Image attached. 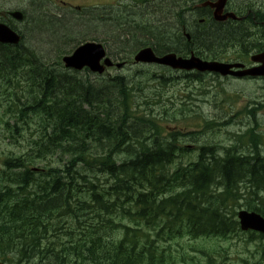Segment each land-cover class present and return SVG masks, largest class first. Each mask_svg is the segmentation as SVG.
I'll return each instance as SVG.
<instances>
[{
	"label": "trees",
	"instance_id": "16d2710c",
	"mask_svg": "<svg viewBox=\"0 0 264 264\" xmlns=\"http://www.w3.org/2000/svg\"><path fill=\"white\" fill-rule=\"evenodd\" d=\"M29 3L32 14L47 6L46 0ZM7 6L16 7L24 21L20 44L0 45V101L14 99V91L19 95L15 96L18 103L9 101L0 115V125L7 132L0 136L8 146L20 148L18 153L0 155V261L224 264L227 254L202 263L189 252L207 251L205 239L217 236L211 224L222 210L228 211V219L223 218L228 226L235 225L230 218L241 183L264 191V159L258 151L243 158L230 154V149L217 156L213 147H205L196 160L175 166V160L191 154L180 143L189 136L192 143L201 134L188 132L186 125V135L182 131L160 134L153 109L168 110L172 120L185 114V124L190 120L191 109L162 101L166 83L160 81L161 92L151 97L139 95L151 107L141 110L136 99L143 88L135 77L93 79L66 71L61 63L72 32L62 23L67 18L110 29L102 41L106 49L114 48L116 58L143 43L158 53L178 50L185 39L175 36L177 27L166 23L165 14L161 19L151 15L143 20L147 25L141 26L133 23L134 16L107 22L100 15L48 17L44 13L40 20L28 17L22 4L0 0V7ZM26 20L32 28L24 26ZM42 24L65 45L55 51L52 64L50 54L40 56L24 45L25 35L41 32ZM208 32L192 36V41L207 49L228 37L223 47L231 41L240 44L237 34L214 28ZM85 37L71 44L78 46ZM12 115L10 124L12 117L7 120V116ZM26 135L28 146L22 148ZM248 198V208L264 212V199L256 197L254 190ZM201 238L199 245L193 244Z\"/></svg>",
	"mask_w": 264,
	"mask_h": 264
},
{
	"label": "rangeland",
	"instance_id": "374dc122",
	"mask_svg": "<svg viewBox=\"0 0 264 264\" xmlns=\"http://www.w3.org/2000/svg\"><path fill=\"white\" fill-rule=\"evenodd\" d=\"M2 1H9V3L17 2L22 4L26 8V12L28 13V17L31 18V16L38 19V17H41L40 20H43L45 17L46 12L53 9L55 11H58L54 13L55 17L56 15H59V2L60 0H50L51 6L47 4L46 8L42 7V10L40 13L32 14V8L30 7V0H2ZM65 1V0H64ZM253 1V0H251ZM77 1H74L73 4H75ZM29 6V7H28ZM48 8V9H47ZM54 12V11H53ZM45 13V14H44ZM50 14V13H49ZM47 15V14H46ZM52 15V14H50ZM48 16V15H47ZM49 17V16H48ZM65 22H62L63 24H67V31L72 30L71 36L66 38V49L65 53L69 55V53L72 52V50L77 46V44L73 45L71 42L77 40L79 36H87L83 41L79 43L84 42H90L94 41L92 39H97L99 43H103L102 40H106V29L104 26H101L100 24H90V22L84 23H76L77 21L70 22V19H76V18H67ZM39 24L44 22H38ZM137 23V22H135ZM29 24V25H28ZM24 26L28 28V26L31 27L30 21L26 20ZM41 32H31L27 33L25 35L26 42L25 46L28 49H33L34 51H38L40 56L45 57L44 55H51L50 57V64L53 63L55 58V51L64 47V43L61 41H56V37H52V32L50 31L49 27H46L40 25ZM22 29L21 27L19 28ZM52 29V28H51ZM26 30V29H25ZM65 30V31H66ZM26 32H30V30H26ZM110 35V29L107 31ZM81 34V35H80ZM103 35V36H101ZM67 37V36H66ZM57 42V45L55 43ZM138 42V41H137ZM68 43V44H67ZM71 44V45H70ZM105 45V44H104ZM223 43L221 45H216L215 47L211 48L210 53H217L220 52L221 49L219 47H222ZM216 48V50H215ZM218 48V49H217ZM114 48L111 46L109 49H107L108 56L110 57L109 53L114 57L115 51ZM127 55V54H125ZM63 56V55H62ZM116 59V57H115ZM39 60V59H38ZM114 60V59H113ZM116 61V60H115ZM156 68V67H155ZM144 66H136V67H130V69L126 68L123 70V72H118L117 69H108L107 73L110 75H117V74H124L126 76H135L137 75V80L141 81L143 83V93H146L150 97L153 94V91L151 90V83L147 80L148 75H151L150 77L155 78L157 75L153 74V72L149 71L152 69H149ZM159 70L160 68H156ZM153 71V70H152ZM86 73L82 72L79 75L85 76ZM149 77V78H150ZM95 79L94 77H92ZM166 79L170 80L171 82H174L172 85H169L167 87H164V92L167 97H169L173 103L176 106H185L187 109H191L189 111V116L191 117V120L188 122L190 127L189 130L193 131V129L200 130L202 135H199L195 138V140L190 143H185L184 145H187L186 147L189 148L191 154L190 156H186V154H183L184 157H182L180 160H176L180 163H189L191 161H194L197 159V155L199 153V149L201 147L210 146L215 149L217 152V156L224 155L225 150L232 149V153L230 154H237L238 156L245 157L248 155V153H252L253 151L257 150L260 157L264 159V116L261 114L259 117L260 120L257 121L255 124V129H253L252 120H254L251 117H238L235 119L236 123H232V120L234 117L240 115L241 109L246 107L248 105V100L250 99H259L260 101H264V86L262 87V84L256 85L254 83H248V84H237L230 86L226 89L225 92H222L218 85H215L213 87H207L205 83L202 82H194L189 84L188 80H193L192 76H184L181 74H168L165 76ZM170 83V82H169ZM211 85V84H209ZM13 96L18 95L16 91L12 92ZM240 97V101L238 102V107L235 106L236 101L238 100V96ZM14 96V99H5L4 101H0V115L3 116L4 111H6L7 105L10 102L17 104L16 98ZM19 96V95H18ZM193 99H206V102H192ZM145 108L142 107L141 110H144ZM148 111L150 109H147ZM248 111H251V108L248 109ZM152 114L154 111H151ZM157 113V112H155ZM14 115V114H13ZM7 116V120H9L11 117L10 124L14 122V116ZM247 115V114H245ZM223 118L225 117L226 120H228V124L225 128H221L218 130V127H215L213 129H210L211 127H203V119L204 118H210V119H217V118ZM229 117V118H227ZM238 120H242L241 123H238ZM258 128V130L256 129ZM0 131L2 134L6 135L7 132L4 131L3 126L0 125ZM255 135L252 137V135ZM29 136L26 135V141L22 143V148H27ZM194 148V149H193ZM233 148L236 150L234 151ZM223 149V150H221ZM18 148L16 145L8 146L7 141L3 139L2 136H0V155L7 153V151H11L13 153H18ZM192 150V151H191ZM162 186H159L158 189H161ZM264 198V194L262 195ZM244 238L243 237H235L232 240V244H230L228 253L231 257L232 262H228L227 264H243L242 260L249 261L251 263L253 257H260L264 256V248L263 247H255L253 244H249L247 246L252 253L246 251V247L243 243ZM87 259V258H85ZM205 263V262H203ZM43 264H58L54 260H49ZM72 264V263H71ZM85 264H95L92 263L91 260H87Z\"/></svg>",
	"mask_w": 264,
	"mask_h": 264
},
{
	"label": "flooded vegetation",
	"instance_id": "af4514ba",
	"mask_svg": "<svg viewBox=\"0 0 264 264\" xmlns=\"http://www.w3.org/2000/svg\"><path fill=\"white\" fill-rule=\"evenodd\" d=\"M74 1L77 2L73 4ZM223 1L225 3L223 14L233 13L241 18L240 21L227 19L223 22H216L213 19L214 5L221 4ZM46 2L48 5H52L50 0H46ZM4 8H7L5 9L7 12L16 10V7L13 6L0 7V9ZM58 9L59 15L55 17L75 15L84 17L93 14L105 16L102 21L122 22L120 18L134 16L133 23L137 22L136 24L141 26L147 25L143 23L145 18L153 15L155 19H161V16L164 17L165 14L164 18L168 19L166 23L171 27H177L174 31L175 36L185 39V44L182 43L185 49L181 45L175 52L179 55H184L185 52L196 54L202 60H220L227 63L243 62L242 58L231 57L227 52L221 53L225 47L229 50L240 49L244 54H248L250 51L252 53L249 56L264 53V0H60ZM53 11L49 10L46 13L52 17L54 13L58 12L54 9ZM7 12L0 19L1 22L11 26ZM17 26L20 27L21 22ZM213 28L237 34L240 36V44L231 41L224 48L222 47L220 52L210 53L211 49L198 47L199 44L192 41V36L206 35ZM12 29L20 35V29L16 27ZM226 40L229 41L230 37ZM138 47H150L155 52V49L149 44L143 43L136 48ZM218 56H220L219 60H217Z\"/></svg>",
	"mask_w": 264,
	"mask_h": 264
},
{
	"label": "water",
	"instance_id": "95a60500",
	"mask_svg": "<svg viewBox=\"0 0 264 264\" xmlns=\"http://www.w3.org/2000/svg\"><path fill=\"white\" fill-rule=\"evenodd\" d=\"M14 18L20 20L22 15L20 13L12 14ZM20 38L12 32L9 28L4 25H0V43L3 44H18ZM104 57V51L101 45L87 43L78 47L71 56L63 58V62L66 68L73 70H81L83 68H88L93 73H101L103 68L99 65L100 61ZM136 60L142 62H155L163 65H169L177 69H197L199 71H214L222 72L220 66H211L207 64L200 63L198 61H182L181 59H176L175 56H166L162 59H155L149 53H141ZM105 66H110V62L106 60L104 62ZM241 223L244 227L264 230V220L257 216H247L245 214H240Z\"/></svg>",
	"mask_w": 264,
	"mask_h": 264
},
{
	"label": "bare ground",
	"instance_id": "6f19581e",
	"mask_svg": "<svg viewBox=\"0 0 264 264\" xmlns=\"http://www.w3.org/2000/svg\"><path fill=\"white\" fill-rule=\"evenodd\" d=\"M17 12H18V11H17ZM25 12H26V11H25ZM22 20L24 21V18H23ZM171 23H172V22H171ZM210 33H211V32H210ZM203 35H205V34H203ZM207 35H209V32H208ZM207 35H206V36H207ZM114 37H115V36H114ZM214 37H215V36H214ZM235 38H236V37H235ZM114 39H115V38H114ZM212 40L214 41V39H212ZM212 40H211V41H212ZM216 41H217V40H216ZM229 41H230V40H229ZM145 42H146V41H145ZM175 42H176V41H175ZM227 42H228V41L226 40L225 43H223V46H224ZM176 43L178 44V42H176ZM179 43H181V42H179ZM233 43H234V42H233ZM177 44H176V46L178 47ZM209 44H210V43H209ZM215 44H216V42H215ZM234 44H235V43H234ZM195 45H196V44H195ZM211 45H212V44H211ZM140 46H141V45H140ZM174 46H175V45H174ZM182 46L184 47V45H182ZM203 46H204V45H203ZM223 46H222V47H223ZM198 47H200V46H198ZM222 47H219V48L221 49ZM212 48H213V47H212ZM223 48H224V47H223ZM170 49H171V48H170ZM184 49H185V47H184ZM184 49H182V50H184ZM217 49H218V48H217ZM215 50H216V48H215ZM212 53H213V52H212ZM28 97H29V96H28ZM28 97H27V98H28ZM27 104H28V102H27ZM27 104H26V105H27ZM31 104H32V103H31ZM26 105H24V106H26ZM31 115H32V114H31ZM29 119H30V118H29ZM38 120H39V119H38ZM19 123H20V122H19ZM60 124H61V123H60ZM120 126H121V125H120ZM46 127H47V125H46ZM58 128H59V127H58ZM18 130H20V129H18ZM33 137H34V136H33ZM134 137H135V136H134ZM69 142H70V141H69ZM205 147H210V146H205ZM227 150H228V149H227ZM230 150H232V149H230ZM233 150L235 151L236 149L233 148ZM225 152H226V150H225ZM253 152H254V151H253ZM253 152H252V153H253ZM216 153H217V152H216ZM252 153H251V154H252ZM251 154L248 153V155H246L245 157H247V156H249V155H251ZM236 155H237V154H236ZM240 157H242V156H240ZM245 157H243V158H245ZM75 159H76V158H75ZM65 161H66V160H65ZM21 166H22V165H21ZM139 174H140V173H139ZM144 203H145V202H144ZM23 212H24V211H23ZM79 216H80V215H79ZM84 219H85V218H84ZM83 222H84V221H83ZM67 228H68V227H67ZM62 235H63V234H62ZM69 249H70V248H69Z\"/></svg>",
	"mask_w": 264,
	"mask_h": 264
}]
</instances>
